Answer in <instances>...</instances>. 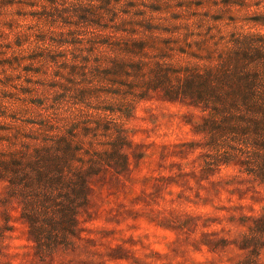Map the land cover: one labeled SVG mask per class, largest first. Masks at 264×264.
Masks as SVG:
<instances>
[{"label":"rangeland","instance_id":"rangeland-1","mask_svg":"<svg viewBox=\"0 0 264 264\" xmlns=\"http://www.w3.org/2000/svg\"><path fill=\"white\" fill-rule=\"evenodd\" d=\"M74 1L18 0L0 18V112L6 115L0 117V138L13 139L36 120L37 103L63 97L72 62L86 61L91 76L104 74L105 67L95 69L96 64L113 63L115 50L93 48L94 40L60 45L68 40L65 35L76 33L64 30L63 21L80 20L50 16L77 10ZM98 8L154 20L164 31L146 56L165 52L178 64L191 61L175 53L186 35L200 39L213 32L219 39L232 32L264 33V0H99ZM110 20L109 15L103 26H112ZM76 83L112 95L132 92L116 91L100 76ZM67 97L59 106L76 108ZM200 116L198 108L166 100L161 92L139 99L125 121L128 170L109 169L91 179L76 236L52 255H41L20 202L8 197V183L0 180V264H264V247L257 258L244 247L249 226L264 212V184L235 176L233 168L204 172L202 137L194 130Z\"/></svg>","mask_w":264,"mask_h":264},{"label":"trees","instance_id":"trees-1","mask_svg":"<svg viewBox=\"0 0 264 264\" xmlns=\"http://www.w3.org/2000/svg\"><path fill=\"white\" fill-rule=\"evenodd\" d=\"M17 1L0 0V18ZM98 1L76 0L77 10L50 17L80 20L63 21L64 30L76 33L65 35L68 40L61 46H76V39L94 40L89 44L93 48L115 50L114 64H96L95 69L105 67L104 74L91 76L86 61L72 62L64 79L69 88L60 93L77 107L59 106L63 97L50 104L39 102L36 120L13 139L0 138V180L8 183V197L20 202L30 238L44 256L71 245L78 216L88 204L91 179L109 169L118 174L128 170L131 141L125 121L132 118L136 102L154 92L200 110V121L191 124L202 137L204 172L233 168L235 176L264 184V33L232 32L219 39L213 32L200 39L186 35L183 44L172 45H180L175 53L191 61L178 64L165 52L146 56L150 43L164 31L154 20L124 11L110 14L98 8ZM49 3L60 6L58 1ZM109 15L114 24L103 26ZM93 76L105 78L116 91L127 87L132 92L112 95L76 83ZM137 91L141 94H134ZM245 239L244 247L252 248L257 258L264 247V212L252 221Z\"/></svg>","mask_w":264,"mask_h":264}]
</instances>
